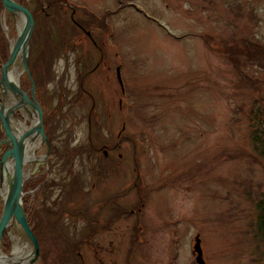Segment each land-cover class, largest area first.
<instances>
[{
    "label": "rangeland",
    "instance_id": "374dc122",
    "mask_svg": "<svg viewBox=\"0 0 264 264\" xmlns=\"http://www.w3.org/2000/svg\"><path fill=\"white\" fill-rule=\"evenodd\" d=\"M14 1L36 10V0ZM65 6L101 28L90 29L97 43L106 28L109 49H88L83 59L80 46L73 66L61 59L51 67L45 96L57 103L60 80L66 92L59 118L48 124L54 155L46 163L40 143V160L26 165L23 185L42 250L34 264H197V236L204 264H264V158L251 142L252 122L264 120V55L242 53L250 43L264 50V0H67ZM0 18L10 47L21 19L4 11ZM36 42L33 61L43 37ZM112 52L121 61L123 98ZM99 57L103 64L86 76ZM21 83L28 86L23 74ZM17 117L26 128L35 121L22 111ZM93 147L99 159L86 156ZM104 151L114 160L111 171L102 169ZM47 172L51 178L38 190ZM119 193L126 215L104 230L108 207L101 196ZM13 237L31 252L9 228L3 254H13Z\"/></svg>",
    "mask_w": 264,
    "mask_h": 264
},
{
    "label": "flooded vegetation",
    "instance_id": "af4514ba",
    "mask_svg": "<svg viewBox=\"0 0 264 264\" xmlns=\"http://www.w3.org/2000/svg\"><path fill=\"white\" fill-rule=\"evenodd\" d=\"M44 2H47L46 0H36V10H31L29 7H26L25 4L24 6L31 12L32 17H33V21H34V28H33V33L30 39V50H29V57H28V61H27V65H28V70H29V74L30 77L32 79V82L35 86L34 89V93H33V98L34 100L39 104L40 108L42 109V113H43V128H44V132L45 135L48 139L49 142V147H50V153L47 157V159H45L46 163L49 160V157L53 156V147L51 145H53V137L50 136L49 134V129H48V124L49 121L51 119L55 120L57 118H59V116L57 115V111H59L60 109L63 108V102H64V96H65V84H63L61 82V80L58 83V88H59V96H58V101L57 103H50V101H48V98L46 95V87L48 86V83L50 82V74L52 72L51 67L54 66V64L56 62H61V59H63V64L65 66H73V55L74 52H76L77 47L82 46V52L80 54H82V58L84 59V56L87 52L88 49H92L93 51L96 50L97 52H101L102 50H106V42H105V37L107 35V29L103 28V33H105L103 36V39L100 38L98 40V43L95 41L94 38V34L92 32L93 29L94 31L97 30H101L100 27H96L94 26L92 23L93 21L91 19H87V17H85L82 14H78L77 11L75 10V8H71L68 6H65L66 4V0H55L53 3L51 4H44ZM53 6V8L51 7ZM51 7V9L53 10V13L51 14H47V10ZM61 9V11H63V14H65L67 16V21L69 22L68 26H63L60 24L61 22V17L60 13L57 11V8ZM47 9V10H46ZM54 14V16H53ZM107 17H108V13H106ZM51 22V23H49ZM71 30V34L70 36H66L65 32H68V30ZM52 33H55V41L51 40L52 38ZM74 35H76V38L74 37ZM37 36H42L44 39V44L43 46H41L42 51L39 54V56L37 58H35V60L33 61V56H35V53L33 52V46L34 44H39L38 42H36V37ZM69 41V42H68ZM106 45V47H105ZM108 48V47H107ZM109 49V48H108ZM112 57L114 58V62H115V66H114V77L116 76L115 80H116V84L118 87V93L121 90L122 93V98L124 96V90L121 88V84H122V79H121V69L120 66L118 65L119 63H121L120 58L117 56V54H113L112 52ZM103 58L99 57L98 61L94 64L93 67H90L91 70L88 74H86V76L88 75H92V72L95 71V69L98 67L99 64H103ZM33 61V62H32ZM118 63V64H117ZM38 64H39V68H38ZM43 64H45L47 66L46 72L41 69L43 68ZM81 64H79L78 70L79 72H81ZM110 70V68L108 69ZM111 76L112 74L109 73ZM110 76V77H111ZM24 78H25V83L28 85L27 87H25V85L23 86V88H21L23 90V92L27 95L28 98H31V90H32V85L31 82L29 80V77L24 74ZM37 79L39 80V83L37 81ZM85 80V78H81L80 79V83H79V90H82V84L83 81ZM123 86V84H122ZM83 96V95H82ZM91 97V96H90ZM113 99V98H112ZM119 102V109L121 108V100H118ZM93 105H95V101H93ZM94 107V106H92ZM121 114L122 116H120V120L125 119V115H124V109L121 110ZM95 118V122H97V115H94ZM27 120V119H26ZM55 126V125H54ZM123 129V128H122ZM92 146V145H91ZM93 151L90 152L89 154H86V156L88 157V159L90 158H95L99 159L98 157V153L96 152V148L93 147L92 148ZM84 153H80V154H67L65 155V157H62L60 159H65V160H70L71 157H77V156H81ZM102 156L104 157V159H102L103 161V171L105 172L107 168H111L110 164L113 166L112 169H114L115 167V163L114 160L111 158L110 161V154L107 151H104L102 153ZM43 157V156H42ZM120 157V155H119ZM94 159V160H96ZM106 165V166H105ZM73 164L71 165V169L72 172L74 171L73 169ZM112 169L107 171H111ZM137 172V178L138 181L140 179L139 176V172L138 170H136ZM73 177L76 178L78 177V175L73 172L72 173ZM103 176V175H102ZM51 178V174L47 172L41 175V179L40 184L37 186L38 190H43L45 189V183L48 182V179ZM107 177L103 178V180H105ZM105 183V181H104ZM106 185V184H105ZM40 187V188H39ZM102 198H107V200H104V203L102 204V206L106 209L107 207V211H106V215H105V226H103L104 230H108V228L118 219H122V217H124L126 215V211L124 210V201L122 200V197H124V193H119L116 194L115 196H109L108 194H102L101 196ZM46 202V201H44ZM108 205H105L107 204ZM106 206V207H105ZM141 206V205H140ZM136 211L138 212V204L136 205ZM132 213H136L135 210L131 211Z\"/></svg>",
    "mask_w": 264,
    "mask_h": 264
},
{
    "label": "water",
    "instance_id": "95a60500",
    "mask_svg": "<svg viewBox=\"0 0 264 264\" xmlns=\"http://www.w3.org/2000/svg\"><path fill=\"white\" fill-rule=\"evenodd\" d=\"M0 1L4 12H7L12 17L19 16L22 22V26L17 33V38L10 46L8 59L1 66L0 71V93L2 97L0 98V123L3 130L0 149H5L0 159V196L2 197L0 212V251L5 230L7 228H15L32 247L29 253L28 264H34L40 257V248L38 240L29 226L23 207V169L26 165L24 156L26 142H31V140L38 138L40 143L45 145V154L42 158L47 159L50 153L49 142L47 141L48 139L43 128L42 109L33 98L35 86L30 77L27 65L34 21L32 14L26 7L18 4L14 0ZM16 61L20 62L22 74L25 73L29 77L32 85L31 98H28L23 90L20 89L19 84L12 81L9 76V72ZM7 93L15 100L14 103L10 102L8 106L5 104ZM21 111L30 119L34 116L35 121L24 133L17 136L12 128V120H19L17 113ZM9 161L12 162L11 174H7L5 177L4 167ZM4 179L8 187L5 193L2 191ZM193 254H196L195 261L197 264H204L198 236L195 237ZM5 256L10 257L11 254Z\"/></svg>",
    "mask_w": 264,
    "mask_h": 264
},
{
    "label": "bare ground",
    "instance_id": "6f19581e",
    "mask_svg": "<svg viewBox=\"0 0 264 264\" xmlns=\"http://www.w3.org/2000/svg\"><path fill=\"white\" fill-rule=\"evenodd\" d=\"M21 26H22V22L19 21L18 22V30H20ZM21 73H22V70H21L20 62L16 61L15 64L13 65L11 71L9 72V76L12 79V81L17 83L19 81ZM6 99L11 103L15 102V100H13L12 97L10 96V94H8V93H7ZM22 115H23V113H22ZM12 128H13V130L17 136H20L26 130L25 124H23L21 121L15 120V119L12 120ZM39 145H40V140L38 138L31 140V142L30 141L26 142L25 154H24L26 165L31 164L32 161L40 160V158L37 157L35 154ZM26 165L23 169V179L24 180L29 176L30 171H31V168L27 167ZM26 167L28 169H26ZM11 169H12V162L9 161L4 167L5 177L7 174H11ZM7 189H8V187H7L6 181L4 179L3 184H2L3 193H5L7 191ZM13 240H14L13 254L10 257H7L0 251V264H28V259L30 257L29 256L30 250H29L27 244L26 243L24 244L18 237L17 238L13 237Z\"/></svg>",
    "mask_w": 264,
    "mask_h": 264
},
{
    "label": "trees",
    "instance_id": "16d2710c",
    "mask_svg": "<svg viewBox=\"0 0 264 264\" xmlns=\"http://www.w3.org/2000/svg\"><path fill=\"white\" fill-rule=\"evenodd\" d=\"M3 11L2 8V4L0 1V17H1V13ZM1 19V18H0ZM252 44V45H251ZM256 45H254L253 43H250L249 45H245L244 49H243V54H245V56H249L251 58H254L256 55L261 54L264 55V50H260V48L255 47ZM256 51V52H255ZM239 54V49H233L230 52V55H233L234 58H236V56ZM8 58V44L6 42V39L4 40V34L2 32L1 29V20H0V67L2 64L5 63V61ZM237 60V59H236ZM250 61V60H249ZM257 65H259L260 60L258 62L255 61V59L253 60ZM237 63L239 62L238 60L236 61ZM244 79H246L244 77ZM248 79V78H247ZM21 88H23L24 84L21 83ZM262 114H260L259 116H261ZM256 119V117H254V120ZM259 120V119H258ZM253 124L251 125V130H252V138H251V142H252V150L253 152H255L256 155H258L260 158H264V120L262 121H253ZM3 138V130L1 128V124H0V140ZM5 150H1L0 153V159L1 156L3 154ZM248 191V190H247ZM246 191V192H247ZM250 193V192H249ZM26 205H27V200L25 199V201L23 202V206H24V211L25 214L27 216L29 225L31 224V216L32 214H28V211H26ZM259 222L261 223V228H260V236H262V240L264 241V219L261 217V220L259 219ZM31 227V225H30ZM32 229V227H31ZM32 231L34 232V230L32 229ZM262 231V234H261ZM3 249L5 250V253L9 252V246L4 244V239H3ZM42 251V250H40Z\"/></svg>",
    "mask_w": 264,
    "mask_h": 264
}]
</instances>
